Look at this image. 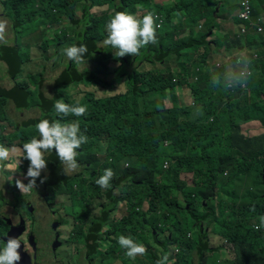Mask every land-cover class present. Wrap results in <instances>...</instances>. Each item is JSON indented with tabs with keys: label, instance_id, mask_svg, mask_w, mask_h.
I'll return each mask as SVG.
<instances>
[{
	"label": "trees",
	"instance_id": "obj_1",
	"mask_svg": "<svg viewBox=\"0 0 264 264\" xmlns=\"http://www.w3.org/2000/svg\"><path fill=\"white\" fill-rule=\"evenodd\" d=\"M76 1L82 2V14L77 19H70L75 28L73 37L68 39L66 35L62 36L58 45H86L88 52L82 65L89 62L94 69L85 67L80 71L78 64L61 60V75L55 76L53 73L49 75V79H55V84L59 87L67 86L69 81L81 83L88 80L100 86L106 84L111 88L112 83H106L105 79L110 78L113 82L118 76L126 77L127 83L123 84L125 91L115 96L97 98L90 93L84 97L80 103L87 105L85 116L57 119L62 122L79 120L81 131L88 138H96L101 134L106 136V140L116 148V163L120 161L117 158L122 151L121 158L127 159L130 166L151 165L153 176L164 179L163 184L134 193L130 215L120 221L121 232L117 225L113 226V232L136 236L138 231L149 230L151 237L155 239V242L148 245L144 255L149 257V264H155L165 253L171 255V246L176 244H179L181 250L175 255V264H195L196 261L197 264H208L213 252H220L218 249L223 251L226 245L232 249L234 259L216 260L214 264H230L228 260H232L234 264H264V229L256 231L253 228V224L258 222L255 218L264 215V134L247 136V130L253 121L260 120L264 126V106L250 105L264 93V35L250 30L249 25L240 19L242 23L239 24H243L249 32L242 33V28L232 24L229 37L224 36L222 42L226 46V52H231L238 44L245 42L249 44L247 49L251 55L259 54L260 57L258 60L251 59L252 74L246 88L224 91L210 82L208 70L215 64L209 60H213L212 56L217 51L211 50L206 42V39L214 36L215 25L221 19L220 13V19H217L215 6L223 0H213L211 4H204L202 0H181L190 14L181 26H174L170 16L171 12L176 13L177 8L164 6L156 0ZM137 1L141 3L143 10L159 13L163 17L161 30L157 29V42L141 49L137 56L115 57V67L108 70L104 59H112V55L107 53L110 47L100 46L106 37L105 25L115 11L133 13L131 6ZM251 1V20L258 23L264 17V0ZM51 3L53 5L46 9L48 15H52L57 0H52ZM239 3L240 0H235V5L239 6ZM34 5L35 0H28L17 1L11 7L10 18L14 28L24 39H27L29 27H23L20 18L26 12L31 13ZM103 5L109 6L107 11L91 13L92 9ZM111 9L113 11L110 12ZM156 22L158 24V20ZM200 22L202 33L198 31ZM187 28L189 34L184 36L190 40H176L175 32L179 29L185 32ZM30 41L35 43V40ZM18 47L19 44L13 49L6 48L5 44L1 45L0 62L12 67L18 65ZM202 48L204 53L200 56L198 52ZM48 49L47 45L46 50ZM172 59L175 60L176 70L169 66ZM146 64L151 69L144 70ZM15 74L16 72L12 76ZM184 86L190 90L193 99V108L190 111H187L176 95V89ZM45 89L43 79L38 93L28 90L23 84L13 88L1 85L0 96L3 101L0 100V120L18 127L20 123L9 118L8 106L14 103L15 111L24 112L32 110V103L42 102L45 107L39 109L37 117L24 121V125L34 132V126L40 119L54 120L53 90L49 88L51 92L48 94ZM249 93V99L242 103V97H248ZM169 96L174 101L170 108L165 106L164 101ZM224 99L226 102L222 104ZM141 102L147 106L144 114L138 109ZM73 103L75 102L70 101V104ZM196 108L202 110L203 120L183 124L182 114L188 115ZM200 115L198 110L190 116V120H196ZM246 124V134L241 135L242 127ZM7 137L10 143H14L20 135L14 133ZM3 140L0 138V144H3ZM168 146L172 148V152L168 151ZM143 157L151 159L142 163ZM45 159L47 168L41 173L38 182L47 177L45 173H50V184L56 185L60 181L68 183L66 177H61L65 174L64 165L60 163L55 150L46 152ZM165 163H168L166 169ZM181 170L194 174V187L186 188L185 183L180 181ZM130 177L135 181L133 175ZM114 185L111 183V187ZM180 195L184 198L179 200ZM209 199L212 202H207ZM14 200H17L15 196ZM110 200L112 203L106 208L104 216L92 223L86 237L82 234L89 243H93V246L88 245L90 254L94 256L97 253V241L104 238L99 233L107 225L108 209L111 210L119 202L111 195ZM145 204L148 207L144 212L141 209ZM168 208L173 219L164 222L162 217H165ZM187 208L193 211L187 213ZM253 208L255 211H252ZM205 221L210 230L202 235V223ZM159 222L162 224H158ZM193 226L197 235L192 233ZM167 231L169 234L165 235ZM213 233L221 236L222 243L212 252L209 248V237ZM117 237L118 235L108 239L111 242L110 250L124 255L125 250L117 243ZM140 239L138 238L140 243L148 244L145 239ZM170 255L169 260L173 261Z\"/></svg>",
	"mask_w": 264,
	"mask_h": 264
},
{
	"label": "rangeland",
	"instance_id": "obj_2",
	"mask_svg": "<svg viewBox=\"0 0 264 264\" xmlns=\"http://www.w3.org/2000/svg\"><path fill=\"white\" fill-rule=\"evenodd\" d=\"M17 1H28V0H0V18L6 19L8 21L7 26V36L6 39L8 43L5 44L6 48L13 49L17 44H19L18 56L19 61L18 65H7L4 62H0V86L2 85L5 88H13L15 85L23 84L27 87L28 90L38 93L41 88L42 79L45 84V91L50 94L52 88V103L54 105L55 100L63 98L66 103L70 104V101L76 102L77 100L81 101L88 94L93 93L97 98L99 97H109L115 96L117 93H122L125 91L126 85V77L119 78V76L111 82L110 78L105 79L106 83H112L111 88H104L98 85L96 82H90L88 80H83L81 83H75L69 81V84L65 87H59L55 84V79H49L50 74H55V76H60L63 67L62 61H66L67 58L61 55V49L66 45H58L60 38L64 35L71 39L73 37L75 28L71 25L70 19H77L81 16V4L82 2L76 0H57V4L52 9V15H48L46 9L50 8L53 3L52 0H35V5L31 10V13L26 12L23 18H20L23 22L22 25L25 27L28 25V35L27 39H24L17 33V30L14 28L11 16V7L15 6ZM163 4L164 6H168L170 8H177L176 13L171 12L170 16L173 18L172 23L174 26H181L186 21L185 18L190 14L188 10L183 7V2L181 0H156ZM213 0H202L204 4H211ZM108 5H103L101 7H96L91 10V13H99L105 12L108 10ZM134 9L133 14L143 15L147 13V11L143 10L142 5L139 1L134 2L131 6ZM217 19L219 23L215 25L214 28V36L206 39L208 46L211 50H216L217 54H213L212 59L209 60L211 63L215 64L218 71L222 70L229 55H235L239 53L246 54L250 60H258L259 54L255 57H251V53L248 51V43L241 42L231 50V52H226V46L222 45L224 36H228V32L232 31V24H236L238 28H241L243 24L239 21V13L241 12V8L235 5V0H223L222 3L215 6ZM113 9L110 10V12ZM180 15L177 16L176 14ZM158 17V22H163V17L159 13H155ZM210 18V17H208ZM190 21V20H189ZM187 21V23L189 22ZM254 25V21H249ZM247 23V22H243ZM191 25V24H190ZM189 25V26H190ZM235 29V28H234ZM161 30V29H159ZM198 31L202 33V22L198 27ZM236 32V29H235ZM189 34V28L182 32L180 29L177 30L174 34L176 40L187 38L184 35ZM158 37V36H157ZM105 38V37H104ZM188 41L190 40L187 38ZM30 40H35V43H31ZM3 44H0V46ZM49 46V49L46 50V46ZM101 47H105L100 43ZM225 46V47H223ZM116 50L113 48H108L109 54L112 55V59L105 58L104 62L107 63L106 67L108 70H111L115 67V63L113 59L115 56ZM199 55L201 56L204 53V49L199 50ZM175 58V57H174ZM62 60V61H61ZM98 60V59H97ZM96 60V61H97ZM172 62L169 63V66L174 70L177 69L175 64V60H170ZM145 66V65H144ZM17 67V71H15ZM85 67L89 69H94L93 65L89 62L85 65H79L78 69L82 71ZM161 68V66H158ZM151 69L150 65L146 64V68L144 70ZM13 73L16 72L14 76ZM12 73V74H11ZM84 71L80 75H83ZM259 74V73H258ZM10 76V77H9ZM125 83V85H123ZM103 86H106L104 84ZM180 89V90H179ZM176 95L179 98V101L184 105L187 111H190L193 108V99L191 96L190 90L184 86L176 89ZM250 97V93L248 97H242V103L248 100ZM67 98V101L65 100ZM0 100L3 101V97L0 96ZM166 101V107H172L174 101L169 96ZM226 99L222 101V104H225ZM180 103V104H181ZM251 106L259 105L264 106V93H262L260 99L256 102H252ZM31 111H15L16 106L14 103H11L8 106L9 118L14 122H19V126H13L0 120V138H3V145L11 148L12 146H16L17 148H22L24 142L30 141L33 136H38V133L34 129V132L30 131V127L24 125V121L30 118L37 117L39 113V109L45 107V104L42 103H32ZM147 106L141 102L139 104L140 111L144 114V111ZM200 111L201 115L196 120H190V116L196 112ZM262 115V114H261ZM260 115V116H261ZM54 120H57V115L54 112ZM182 123H195L201 122L202 118V110L196 108L194 111L190 112L188 115L186 113L181 116ZM246 125H243L241 135H245ZM18 133L20 138L17 139L14 143H10L7 135ZM264 133V128L261 127L259 122H254L249 126L247 130V136H255ZM105 135H99L96 138H88V143L81 146V150H77V163L79 164V169L76 172H68L66 175L64 174L61 177H66L65 180L68 183L60 181L58 184H50L48 180L50 179V173H46L47 177H45L44 183H39L37 179V187L30 192H21L15 186V180L20 179L22 182L27 185L29 182L27 179H24L26 175L27 168L29 166V161L23 159V152L13 153L10 157L9 161L5 163H12L13 167L5 171L2 175H0V195L2 192L6 194L9 193V198H0V241L2 238L6 236L7 231L9 230V221L13 214H18L22 216L27 230L26 233H30L32 231V225L34 221V216L32 215L33 210H35L36 220L33 225V232L37 233L36 242L39 247L37 252V260L38 264H54L56 260L51 255L54 254L55 248L52 245L51 252H44L42 248V238L47 236L52 237V231L48 230V222H39L38 217L40 219V215L43 212H46L43 215V219L47 218V213H52L49 209H44L41 211L40 202L38 198H41V201H48L50 203L54 202V197L56 198L57 203H62V208L56 207V212L61 214L63 217L66 215H72L75 220L87 219L88 222L91 218L95 216H99L102 214L101 208L105 206L109 207L112 203L110 200V195L114 197V199H118L119 202L113 207L110 211L108 209V218L107 225L102 228L100 234L104 235L105 238H102L103 243L99 244V252L98 256L92 259L91 264H149L150 260L148 256H137L135 260L130 259L122 254H119L117 251L110 250V243L108 239L120 235V232H113V226L115 223L122 221V218L129 217L130 215V206L134 201L133 195L137 191L145 190L151 188L153 185L163 184V178L161 176H153L152 174V166L149 165L147 167L142 166H130V163L126 161L127 159L121 158L122 151L119 153L117 160H120L116 163L114 154L116 153V148L112 147L109 141L106 140ZM169 152H172V148L170 146L167 147ZM50 153V152H48ZM151 159V157H143L141 158L142 163H146ZM20 161L18 164L17 162ZM106 168H112L115 175L111 181L115 185L108 189H102L98 187L95 183V180L102 174L103 170ZM133 175L135 177V181L130 177ZM193 173L187 172L185 170H181L179 177L180 181L185 183L186 188L194 187L193 183ZM69 177V178H68ZM172 176H170L169 180H171ZM139 183H145V186L140 185ZM14 196L18 197L17 200H14ZM20 197V198H19ZM184 198L183 196H179V200ZM33 203H29V202ZM173 201V200H172ZM174 202V201H173ZM207 202H212V200H207ZM203 204L206 205V201L203 200ZM29 205H31L29 207ZM55 208V206H52ZM148 205L141 209L142 211L147 210ZM140 210V208H138ZM187 213L193 211L191 208L186 209ZM195 211V208H194ZM218 212V211H217ZM162 217V216H161ZM173 217L171 215V210L168 208L165 217H162V221L169 222ZM158 224H162L159 222ZM2 230L4 235L2 236ZM107 230L106 232H103ZM210 230V226L205 222L202 223V235L208 233ZM126 232V230H125ZM193 235H197V231L192 227ZM165 235L169 234V231L164 233ZM68 236V235H67ZM125 236L133 237L137 242L138 238L140 240H146L148 244L143 242L145 247L155 242V239L151 237L149 230H145L144 232L138 231L136 236L131 233H126ZM69 237V236H68ZM69 241L74 242V238H68ZM106 239V240H104ZM49 241V238H48ZM222 243L221 236L218 234H211L209 237V248L212 252L219 247ZM85 241L77 242L75 245L77 247L84 246ZM50 245V241H49ZM75 245L72 244L68 248H62L57 251V256H62L65 259L64 264H88L86 261V257L84 255L78 254L75 248ZM2 246V244H0ZM54 248V249H53ZM178 249V251H177ZM31 250V249H30ZM169 250V248H168ZM179 244L171 246V255L173 261L175 260V255L180 253ZM209 250V251H211ZM213 252L211 258H209L208 264H214L216 260L221 259H234L235 255L232 252L230 246H225L223 251ZM226 251L230 252L229 254ZM230 264H234L232 260L227 261ZM58 264H63L61 261H57ZM201 263V262H200ZM197 264V261L195 262Z\"/></svg>",
	"mask_w": 264,
	"mask_h": 264
},
{
	"label": "clouds",
	"instance_id": "obj_3",
	"mask_svg": "<svg viewBox=\"0 0 264 264\" xmlns=\"http://www.w3.org/2000/svg\"><path fill=\"white\" fill-rule=\"evenodd\" d=\"M243 1L240 0L239 6H237L241 8ZM248 1L251 6L252 1ZM176 15L179 16L180 14L177 13ZM157 19L158 17L150 11L142 16L128 11H115L105 25L106 37L103 39L102 45L115 49V56L118 58L129 55L132 57L137 56L140 54L141 49L157 42V29H160L162 25L161 21L158 22H161V25L157 24ZM263 19L264 17H261L259 22L255 24L263 25ZM7 26L8 21L0 18V44L8 43L6 39ZM254 28L257 32V27ZM87 52V46L83 44L79 46L72 44L61 49V55L65 56L68 61L78 65L84 63V56ZM208 71L210 82L217 89H223L224 91L237 88L244 89L252 73L251 60L244 53L229 55L222 70L218 71L216 66H211ZM106 88H110V86H106ZM53 107L58 117H82L88 111L87 105L81 104L79 100L69 104L63 98L55 100ZM254 122H259L261 127L264 128L260 120ZM34 127L38 136H33L30 141L24 142L22 148L16 146L8 148L0 144V175L13 167L12 163H5L10 160L13 153L23 152V159L29 161L24 176V179L29 181L27 185L20 179L15 180V186L22 193L30 192L37 187V179L41 177V173L47 168L46 152L55 150L60 163L64 165L65 173L76 172L79 169L76 160L77 150L88 143V136L81 131L79 120L62 122L59 119L50 121L42 118ZM17 163L19 164L20 161ZM114 175L112 168H106L95 180V183L102 189H108L111 187ZM40 182L44 183V180L41 179ZM252 211H255V209L253 208ZM255 220L258 222L253 224L254 230L264 229V215L256 217ZM21 239L22 236L19 238L8 237L6 242L0 241V244H2L0 246V264H19L21 260L19 253L22 244ZM117 243L125 250V256L133 260L137 256L145 255L147 252L145 245L137 242L131 236L120 234L117 237ZM169 255V253L163 254L161 258L156 260L155 264H175L174 261L169 260Z\"/></svg>",
	"mask_w": 264,
	"mask_h": 264
},
{
	"label": "flooded vegetation",
	"instance_id": "obj_4",
	"mask_svg": "<svg viewBox=\"0 0 264 264\" xmlns=\"http://www.w3.org/2000/svg\"><path fill=\"white\" fill-rule=\"evenodd\" d=\"M2 197H0L1 199L2 198H9V193L6 194L5 192H2L1 194ZM18 198V197H16ZM20 198V197H19ZM39 202H40V207H41V211H44V209H49L50 206H51V210L52 213H47L48 217L43 219V215L46 213V212H43L41 213L40 215V219L38 217V221L40 222H48V230L52 233V237H45V238H42V248H43V251L44 252H51L50 250L52 249V245L54 246L55 248V252L53 255H51V257H54V259H51V260H56L54 262V264H58L57 261H61L63 264L66 263L65 262V259L64 257L62 256H57V251L62 249V248H68L70 245L74 244L75 243H79L81 241H85V244L84 246H79L77 247L75 245V248H76V251L78 254H81V255H84L86 257V261L88 262V264H91V260L94 259L95 257L98 256V252H99V244L100 243H103L102 240H98L97 241V253H96V256L94 255H91L90 252H89V245L90 246H93V243L92 242H88L87 239L83 238L82 237V234L86 237L91 228H92V223L96 220V219H100L104 216L105 214V210H106V207L103 206L101 208L102 210V214L99 215V216H95L93 218H91L88 222L87 219H82L80 218L79 220H75L74 217L72 215H66V217H63L61 214L57 213L55 210H56V207L57 208H62V203H57L58 201H56V198L54 197V202L53 203H50L48 201H41V198H38ZM30 204L33 203V202H29ZM31 205H29L30 207ZM52 206H55L52 207ZM110 211V210H109ZM35 210H33L32 212V215L36 218V214L34 213ZM12 218H14V223L13 225H15V227H17L19 225V222H20V217L18 214H13L12 217L10 218L12 220ZM34 218V221H33V225L35 223V219ZM121 222H117L115 223L114 225H117V227L119 226ZM13 225L9 226V230L13 227ZM33 225H32V231L30 233H24L26 235V238H27V243L29 244V236L30 234L34 235L33 236V239H34V243L35 244H31V247L30 248H27V253H28V256H29V259H30V262L29 264H38L36 262L37 260V252H38V245H37V242H36V237H37V233L35 231V233L33 232ZM119 230H121V227L119 226L118 227ZM8 230V231H9ZM107 230L103 231V232H106ZM101 232V231H100ZM69 237H68V236ZM99 235L101 237H104V235H101L99 233ZM66 237L68 238H74V242L72 241H69ZM48 238H49V241H50V245H49V241H48ZM106 240V239H104ZM100 241V242H99ZM111 243V242H109ZM30 245V244H29ZM111 246V244H110ZM51 248V249H50ZM53 248V249H54ZM31 249V250H30Z\"/></svg>",
	"mask_w": 264,
	"mask_h": 264
},
{
	"label": "water",
	"instance_id": "obj_5",
	"mask_svg": "<svg viewBox=\"0 0 264 264\" xmlns=\"http://www.w3.org/2000/svg\"><path fill=\"white\" fill-rule=\"evenodd\" d=\"M19 217L21 220H20L19 225L17 227H15V225H13L14 218H12V220L9 221V226L13 225V227L9 231H7L6 236L3 237L2 240L6 242L8 237L19 238L20 236H22V239H21L22 244H21V247L19 249V253L21 256V260L19 261V264H29L30 259H29V256H28L26 249L30 248L31 244H35L34 239H33L34 235L30 234V236H29V244L30 245H29L27 243L26 235L24 234V233H26V230H27L26 223H25L22 216H19ZM3 235H4V232L2 230V236Z\"/></svg>",
	"mask_w": 264,
	"mask_h": 264
},
{
	"label": "built area",
	"instance_id": "obj_6",
	"mask_svg": "<svg viewBox=\"0 0 264 264\" xmlns=\"http://www.w3.org/2000/svg\"><path fill=\"white\" fill-rule=\"evenodd\" d=\"M250 2L248 0H244L242 3H241V12L239 13V18L243 21V22H247V24L249 25L250 27V30H255L256 29L254 27H257V33L258 34H262L264 35V19L262 20L263 22V25H260V24H255L254 25L252 23H250L249 21H252L251 20V10H250ZM161 25V22L158 23ZM242 28V33H247L249 32V30L247 28H245L244 26L241 27ZM257 56V54H253L252 57H255ZM252 74V73H251ZM164 168H168V163H165L164 165Z\"/></svg>",
	"mask_w": 264,
	"mask_h": 264
},
{
	"label": "crops",
	"instance_id": "obj_7",
	"mask_svg": "<svg viewBox=\"0 0 264 264\" xmlns=\"http://www.w3.org/2000/svg\"><path fill=\"white\" fill-rule=\"evenodd\" d=\"M66 174V173H65ZM69 174V173H68ZM45 175H47L46 173H45ZM1 179V178H0Z\"/></svg>",
	"mask_w": 264,
	"mask_h": 264
}]
</instances>
